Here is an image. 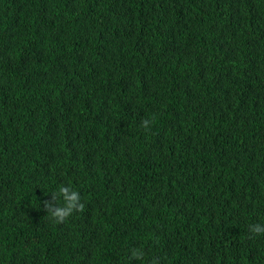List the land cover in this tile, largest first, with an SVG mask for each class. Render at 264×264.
Returning <instances> with one entry per match:
<instances>
[{
  "label": "trees",
  "instance_id": "1",
  "mask_svg": "<svg viewBox=\"0 0 264 264\" xmlns=\"http://www.w3.org/2000/svg\"><path fill=\"white\" fill-rule=\"evenodd\" d=\"M257 225L264 0H0V264H264Z\"/></svg>",
  "mask_w": 264,
  "mask_h": 264
},
{
  "label": "clouds",
  "instance_id": "2",
  "mask_svg": "<svg viewBox=\"0 0 264 264\" xmlns=\"http://www.w3.org/2000/svg\"><path fill=\"white\" fill-rule=\"evenodd\" d=\"M149 121H143V125L147 126ZM59 194L63 198V205L57 203L56 192L51 194L52 201H44V210L48 212L50 218L57 224L64 223L70 218L74 212H82L84 210V204L81 202L80 193L76 190L69 191V187L61 185L59 187ZM250 232L257 235L264 234V228L259 225L249 229Z\"/></svg>",
  "mask_w": 264,
  "mask_h": 264
}]
</instances>
